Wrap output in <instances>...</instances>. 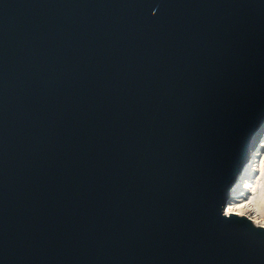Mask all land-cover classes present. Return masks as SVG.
<instances>
[{
    "label": "water",
    "instance_id": "water-1",
    "mask_svg": "<svg viewBox=\"0 0 264 264\" xmlns=\"http://www.w3.org/2000/svg\"><path fill=\"white\" fill-rule=\"evenodd\" d=\"M263 134L264 0H0V264H264Z\"/></svg>",
    "mask_w": 264,
    "mask_h": 264
},
{
    "label": "bare ground",
    "instance_id": "bare-ground-1",
    "mask_svg": "<svg viewBox=\"0 0 264 264\" xmlns=\"http://www.w3.org/2000/svg\"><path fill=\"white\" fill-rule=\"evenodd\" d=\"M264 134L257 139L253 152L244 165L231 191V199L225 213L244 211L252 222L264 225Z\"/></svg>",
    "mask_w": 264,
    "mask_h": 264
},
{
    "label": "rangeland",
    "instance_id": "rangeland-1",
    "mask_svg": "<svg viewBox=\"0 0 264 264\" xmlns=\"http://www.w3.org/2000/svg\"><path fill=\"white\" fill-rule=\"evenodd\" d=\"M262 169L264 170V163H263Z\"/></svg>",
    "mask_w": 264,
    "mask_h": 264
}]
</instances>
